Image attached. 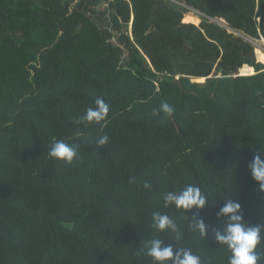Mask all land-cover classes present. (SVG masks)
<instances>
[{"label":"trees","instance_id":"obj_1","mask_svg":"<svg viewBox=\"0 0 264 264\" xmlns=\"http://www.w3.org/2000/svg\"><path fill=\"white\" fill-rule=\"evenodd\" d=\"M263 39L264 0H0V264H153L138 254L152 238L228 264L211 230L224 199L264 217L248 169L264 154ZM97 98L107 120L78 123ZM57 139L78 145L71 164L49 157ZM188 184L209 200L206 238L164 207Z\"/></svg>","mask_w":264,"mask_h":264},{"label":"clouds","instance_id":"obj_2","mask_svg":"<svg viewBox=\"0 0 264 264\" xmlns=\"http://www.w3.org/2000/svg\"><path fill=\"white\" fill-rule=\"evenodd\" d=\"M94 107H89L78 123L101 124L108 118L110 105L102 98H97ZM157 114L163 113L172 116L175 109L164 102ZM109 142L108 135L97 138L96 146L103 147ZM48 155L56 161L71 164L78 157V145L57 139L52 143ZM251 178L259 185V191L264 192V154L254 152L252 160L248 164ZM132 182V181H130ZM145 189L151 185L144 183ZM164 207L175 206L182 210L190 222L193 231L206 238L209 225L203 219L198 218L199 211L209 203L207 197L197 185L188 184L179 191H168L163 196ZM196 210V214L188 217L187 213ZM216 218L224 219L223 229L212 227L215 241L230 253L228 264H262L264 262V217L260 223L251 224L243 216L241 204L237 199H224L223 206L216 213ZM152 227L158 232H170L175 234V240L182 236L174 220L167 214L153 212ZM143 247L138 250L139 255L151 258L153 264H201V258L189 248L173 247L171 244L165 246L164 240L152 238L143 241Z\"/></svg>","mask_w":264,"mask_h":264},{"label":"rangeland","instance_id":"obj_3","mask_svg":"<svg viewBox=\"0 0 264 264\" xmlns=\"http://www.w3.org/2000/svg\"><path fill=\"white\" fill-rule=\"evenodd\" d=\"M190 14H193L194 16H196V15H198L197 14V12H192V13H190ZM201 22H202V20L200 21V23L198 24V26L201 24ZM252 41V40H251ZM253 44H254V46L256 47V49H255V57H256V60L258 61V62H262V63H264V61H261L260 60V57L258 56L259 54H258V50H260L261 52H263L264 53V41L263 40H261V41H253ZM241 71V70H240ZM241 74V73H240ZM198 79H200V78H198ZM193 80H195V81H199V80H197V79H193ZM204 81V80H203ZM199 82H202V81H199Z\"/></svg>","mask_w":264,"mask_h":264},{"label":"water","instance_id":"obj_4","mask_svg":"<svg viewBox=\"0 0 264 264\" xmlns=\"http://www.w3.org/2000/svg\"><path fill=\"white\" fill-rule=\"evenodd\" d=\"M193 12H197V10H193ZM212 21L216 22L217 24L221 25L222 27H226V26L223 24V22H220V21H217V20H214V19H213ZM226 28H227V27H226ZM228 30H229L231 33H235V34H237V35L242 36V35H241L240 33H238L237 31H234V30H231V29H228ZM263 40H264V39H263ZM248 66H250V65H248ZM219 73H220V74L222 73V68L219 69ZM240 73H241V71H240ZM241 75H243V74L241 73ZM204 81H205V78H204ZM204 81H202V82H204ZM175 82L181 87V89H182L183 92L186 90V89L184 88V86H183L181 80H180V76H177V77H176Z\"/></svg>","mask_w":264,"mask_h":264},{"label":"crops","instance_id":"obj_5","mask_svg":"<svg viewBox=\"0 0 264 264\" xmlns=\"http://www.w3.org/2000/svg\"><path fill=\"white\" fill-rule=\"evenodd\" d=\"M192 13V12H191ZM190 14V13H189ZM198 15L196 16H204L206 17V15L202 14L201 12H197ZM199 18V17H198ZM207 18V17H206ZM201 20V19H200ZM212 21V19H210ZM220 22H223V21H220ZM185 23H190L187 19H185ZM198 26V25H197ZM244 67V66H243ZM255 69V68H254Z\"/></svg>","mask_w":264,"mask_h":264},{"label":"bare ground","instance_id":"obj_6","mask_svg":"<svg viewBox=\"0 0 264 264\" xmlns=\"http://www.w3.org/2000/svg\"><path fill=\"white\" fill-rule=\"evenodd\" d=\"M243 68V67H242ZM242 68L240 69L241 71H242ZM255 70V69H254ZM242 73V72H241ZM197 80H199V81H203L204 80V78H200V79H197Z\"/></svg>","mask_w":264,"mask_h":264},{"label":"built area","instance_id":"obj_7","mask_svg":"<svg viewBox=\"0 0 264 264\" xmlns=\"http://www.w3.org/2000/svg\"><path fill=\"white\" fill-rule=\"evenodd\" d=\"M264 41V40H263Z\"/></svg>","mask_w":264,"mask_h":264}]
</instances>
